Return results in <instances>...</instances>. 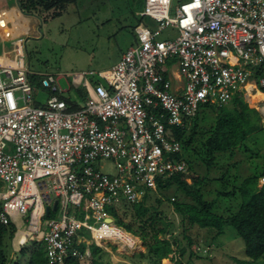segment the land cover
Masks as SVG:
<instances>
[{
    "label": "built area",
    "instance_id": "1",
    "mask_svg": "<svg viewBox=\"0 0 264 264\" xmlns=\"http://www.w3.org/2000/svg\"><path fill=\"white\" fill-rule=\"evenodd\" d=\"M170 4L144 0L135 43L100 74L104 83L73 76L86 92L77 109L52 73L40 77L49 95L36 104L26 32L0 41V223H13L22 244L41 240L51 263L86 259L90 243L134 247L106 206L137 202L157 180L187 172L174 128L237 94L260 92L264 102V0H181L172 15ZM166 27L176 36L159 39ZM106 159L114 172L102 170Z\"/></svg>",
    "mask_w": 264,
    "mask_h": 264
},
{
    "label": "trees",
    "instance_id": "2",
    "mask_svg": "<svg viewBox=\"0 0 264 264\" xmlns=\"http://www.w3.org/2000/svg\"><path fill=\"white\" fill-rule=\"evenodd\" d=\"M75 1L17 0L23 14L34 15L42 21L60 14L70 2ZM131 1L133 7L143 8L144 0ZM136 20L138 23L141 17L137 15ZM30 81L33 90L40 86L36 76L30 75ZM76 91L83 100L86 95L84 88L77 87ZM62 98L70 105V109L79 108L80 105L69 97L62 95ZM262 127L259 111L250 107L241 94H237L223 106L202 105L192 118L174 128V135L181 144V155L187 162V172L157 180L154 192L173 189L174 197L168 196L166 202L172 206L178 220L170 218L161 207L165 200L163 194L157 196L153 203L147 201L148 193L137 202L121 200L120 207L116 204L106 206L113 222L139 239L143 249L134 253V256L140 262L162 264L165 259L170 262L167 257L172 255V264H194V257H201L197 247L199 239L205 235L211 240L217 238L226 225L232 226L243 240L244 253L248 259L233 256L237 264L257 260L264 255V183L258 185V178L264 174V163L242 178L229 173L232 164H219L225 156L227 159L233 157L236 149L244 147L242 144L246 137ZM196 159L207 171L214 165L219 166L218 174L207 178L194 171ZM187 178L190 180L187 181ZM211 180L219 182L221 187L214 189L215 196L208 199V190L204 186ZM178 193H182L185 199L180 200ZM220 198H239L237 209L233 210L228 205L220 208L222 213H218L215 208L219 209L217 200ZM15 230L11 222L0 223V264H57L48 261L41 240H29L27 244H21L15 256L11 257L8 247ZM199 230L203 231L201 237ZM84 248L85 244L80 243L79 249L83 251ZM88 249L89 261L68 258L64 264H105L101 255L106 253L104 249L94 243H90Z\"/></svg>",
    "mask_w": 264,
    "mask_h": 264
},
{
    "label": "rangeland",
    "instance_id": "3",
    "mask_svg": "<svg viewBox=\"0 0 264 264\" xmlns=\"http://www.w3.org/2000/svg\"><path fill=\"white\" fill-rule=\"evenodd\" d=\"M180 1L171 0V15L174 7ZM10 8L18 9L15 0H0V10ZM140 11L141 7H133L131 0H86L85 2L76 0L70 2L60 14L44 21L34 15H26L25 17L29 21L28 31L24 34V56L31 75L38 79L45 73L58 75V85L62 89H67L63 92L64 96L81 105L83 100L78 96L76 88L71 86L73 76L84 73L91 84H94L96 80L104 83L100 74L114 65L121 54L135 43L133 27L137 23L136 17ZM140 17L141 20H146L145 17ZM176 34L175 28L166 27L160 32L158 38L172 39ZM48 95V91L40 86L33 90V99L37 105L43 104ZM257 100L252 102L250 96L247 98V103L250 107L260 111L264 102H257ZM259 113L263 127L246 137L242 144L245 148L236 149L233 157L227 159L225 156L219 163L220 165L223 163L224 165L232 164L229 167V173L236 174L240 178L249 175L256 166H261L264 163V114ZM196 162L193 164V170L204 177L211 178L219 172V166L214 165L207 171L199 160L196 159ZM102 170L109 173L115 171L111 160H104ZM189 180L190 178H187V181ZM218 187H221L219 182L207 181L204 186L208 190L206 198L211 199L215 196L214 189ZM161 194L165 199L161 207L170 218L177 221L178 218L172 211V206L166 202L168 196L174 197L172 188L166 192L150 191L146 199L149 203H153L154 199ZM177 195L180 200L185 199L182 193ZM238 203L239 198H220L217 200L219 209L215 208V211L222 213L220 208L228 205L236 210ZM115 204L120 207L122 202ZM130 235L135 241L134 247H122L121 244L111 243L106 245L104 249L106 253H101L105 264H144L134 256V253L141 251L143 247L139 246V239ZM202 235L203 231L199 230V237ZM85 237H89V235L85 233ZM26 238L25 244L30 240L28 237ZM21 244L18 237L12 236L8 247L11 257L15 256ZM197 247L201 257H194V264H237L232 258L233 256L239 259H248L244 253L243 240L230 225H226L223 232L213 240L205 235L204 238L199 239ZM203 249L207 251L203 252ZM167 258L170 262L162 259V264L173 263L172 255ZM89 259L90 255L85 261L87 262ZM244 264H264V255Z\"/></svg>",
    "mask_w": 264,
    "mask_h": 264
},
{
    "label": "bare ground",
    "instance_id": "4",
    "mask_svg": "<svg viewBox=\"0 0 264 264\" xmlns=\"http://www.w3.org/2000/svg\"><path fill=\"white\" fill-rule=\"evenodd\" d=\"M18 12L21 14V12L16 8L15 10L8 9L0 11V32L4 37L13 35L15 30H18L22 25H24L26 17H24L22 14V16H20ZM261 97L262 94L260 92L253 93L251 95V101L255 102Z\"/></svg>",
    "mask_w": 264,
    "mask_h": 264
},
{
    "label": "crops",
    "instance_id": "5",
    "mask_svg": "<svg viewBox=\"0 0 264 264\" xmlns=\"http://www.w3.org/2000/svg\"><path fill=\"white\" fill-rule=\"evenodd\" d=\"M10 9H14L15 10V8H10ZM4 10H8V9H4ZM19 10V9H18ZM0 11H2V10H0ZM20 11V10H19ZM19 13V12H18ZM16 14V13H15ZM20 14V13H19ZM24 17L26 16V14H23V13H21ZM20 14V16H22ZM28 21H29V19H27V17H26V21H25V23H24V25H22L18 30H15L14 31V33H13V35H16V34H23V33H25V32H27L28 31ZM26 26V27H25ZM4 36H3V34L0 32V41H1V39L3 38ZM0 48H1V46H0ZM136 237V236H135ZM137 238V237H136ZM137 240H138V238H137ZM139 242V241H138ZM139 246H141L142 247V245H141V243L139 242Z\"/></svg>",
    "mask_w": 264,
    "mask_h": 264
},
{
    "label": "water",
    "instance_id": "6",
    "mask_svg": "<svg viewBox=\"0 0 264 264\" xmlns=\"http://www.w3.org/2000/svg\"><path fill=\"white\" fill-rule=\"evenodd\" d=\"M16 1V6H17V8L19 9V6H18V2H17V0H15ZM20 10V9H19ZM21 12V11H20ZM22 13V12H21ZM55 205H56V201H54V205H53V208H55ZM48 207L46 206L45 207V214H48Z\"/></svg>",
    "mask_w": 264,
    "mask_h": 264
}]
</instances>
